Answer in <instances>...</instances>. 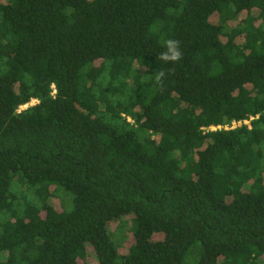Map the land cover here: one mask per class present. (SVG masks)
Wrapping results in <instances>:
<instances>
[{"label": "trees", "instance_id": "obj_1", "mask_svg": "<svg viewBox=\"0 0 264 264\" xmlns=\"http://www.w3.org/2000/svg\"><path fill=\"white\" fill-rule=\"evenodd\" d=\"M187 260L264 264V0H0V264Z\"/></svg>", "mask_w": 264, "mask_h": 264}, {"label": "clouds", "instance_id": "obj_2", "mask_svg": "<svg viewBox=\"0 0 264 264\" xmlns=\"http://www.w3.org/2000/svg\"><path fill=\"white\" fill-rule=\"evenodd\" d=\"M164 51L160 52L157 56V59L161 62L168 63H177L182 59L183 53L180 50V41L175 38H168L163 41ZM165 71L161 70L155 73V81L158 84L163 83L165 78ZM36 101V100H33ZM38 102V101H37ZM32 104V102H31ZM27 107V106H26Z\"/></svg>", "mask_w": 264, "mask_h": 264}, {"label": "rangeland", "instance_id": "obj_3", "mask_svg": "<svg viewBox=\"0 0 264 264\" xmlns=\"http://www.w3.org/2000/svg\"><path fill=\"white\" fill-rule=\"evenodd\" d=\"M35 104H37V101H32V104L31 105H35ZM27 107H24V108H22L21 110H24V109H26ZM64 193V192H63ZM64 194H67V193H64ZM68 195V194H67ZM54 203L57 205V207H59L60 206V202H59V200H54ZM71 205V204H70ZM70 207V206H69ZM72 209V207L70 208V210ZM128 231H129V227L128 228H126L125 226H122V228H120V229H118L117 231H116V239H119V238H122L123 237V233L124 234H126V235H129V233H128ZM130 236V235H129ZM122 240V239H121ZM127 240H128V237H127ZM122 249H124V247L122 248ZM90 262H95V260H94V258L92 257V256H90ZM196 262V261H195ZM186 264H192V262H190V260H187L186 261Z\"/></svg>", "mask_w": 264, "mask_h": 264}, {"label": "built area", "instance_id": "obj_4", "mask_svg": "<svg viewBox=\"0 0 264 264\" xmlns=\"http://www.w3.org/2000/svg\"><path fill=\"white\" fill-rule=\"evenodd\" d=\"M55 89V88H54ZM55 94V92H54ZM259 118V115H256V116H251L249 118V121H244L243 123L242 122H236V121H233L231 125H227L226 126H217V127H213L211 130H221V129H226V130H229V129H234L236 128L237 126H241L242 124H245V125H250V122L254 119H258Z\"/></svg>", "mask_w": 264, "mask_h": 264}]
</instances>
